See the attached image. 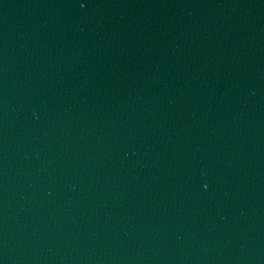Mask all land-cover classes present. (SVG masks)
<instances>
[{
    "label": "water",
    "instance_id": "water-1",
    "mask_svg": "<svg viewBox=\"0 0 264 264\" xmlns=\"http://www.w3.org/2000/svg\"><path fill=\"white\" fill-rule=\"evenodd\" d=\"M0 264H264V0H0Z\"/></svg>",
    "mask_w": 264,
    "mask_h": 264
}]
</instances>
